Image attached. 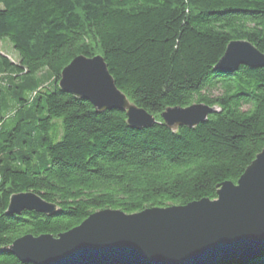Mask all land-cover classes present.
<instances>
[{
    "label": "trees",
    "instance_id": "trees-1",
    "mask_svg": "<svg viewBox=\"0 0 264 264\" xmlns=\"http://www.w3.org/2000/svg\"><path fill=\"white\" fill-rule=\"evenodd\" d=\"M0 264H32L8 250L18 237L56 236L90 213H134L216 198L264 146V67L215 69L228 42L264 54V0H0ZM100 55L116 87L156 120L136 129L124 112L96 111L61 90L74 57ZM47 72L46 83L38 73ZM215 111L172 130L166 107ZM55 203L45 215L7 213L12 194ZM215 264H264L253 256Z\"/></svg>",
    "mask_w": 264,
    "mask_h": 264
},
{
    "label": "water",
    "instance_id": "water-1",
    "mask_svg": "<svg viewBox=\"0 0 264 264\" xmlns=\"http://www.w3.org/2000/svg\"><path fill=\"white\" fill-rule=\"evenodd\" d=\"M264 67V54L246 40H232L214 68ZM58 86L88 101L98 111L124 112L131 128L150 127L154 116L137 107L115 85L100 55H78L65 65ZM215 111L203 103L166 107L162 122L170 129L193 127ZM45 215L56 205L28 191L12 194L6 212ZM264 249V146L236 182L218 184L216 198L184 205L146 208L134 213L102 209L56 236L25 234L9 252L32 264H215L244 260Z\"/></svg>",
    "mask_w": 264,
    "mask_h": 264
},
{
    "label": "rangeland",
    "instance_id": "rangeland-1",
    "mask_svg": "<svg viewBox=\"0 0 264 264\" xmlns=\"http://www.w3.org/2000/svg\"><path fill=\"white\" fill-rule=\"evenodd\" d=\"M1 8H2V4L0 3V9ZM0 54L6 56L11 61H14V62L18 61V53L14 50L11 43L6 37L0 39ZM46 73L47 72H41L37 74V77L43 80L42 81L43 83H46V80H47V77H45V75L47 76L48 74Z\"/></svg>",
    "mask_w": 264,
    "mask_h": 264
}]
</instances>
